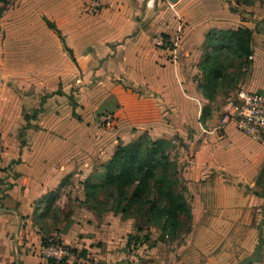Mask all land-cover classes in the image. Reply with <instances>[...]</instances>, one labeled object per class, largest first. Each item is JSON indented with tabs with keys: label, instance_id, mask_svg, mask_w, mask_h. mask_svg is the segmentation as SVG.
Wrapping results in <instances>:
<instances>
[{
	"label": "crops",
	"instance_id": "obj_1",
	"mask_svg": "<svg viewBox=\"0 0 264 264\" xmlns=\"http://www.w3.org/2000/svg\"><path fill=\"white\" fill-rule=\"evenodd\" d=\"M43 1L46 11H57L52 25L67 35L82 75L75 88L80 118L66 115L72 109L64 82L75 71L61 40L16 35L4 55L13 63L0 69V264H48L39 253L48 236L76 250L65 264H143L125 247L129 219L97 216L82 202L84 182L102 171L119 141L141 135L174 140L180 154L194 156L179 171L191 219L176 253H216L197 264H238L262 240L252 264H264V197L255 190L264 143L234 122L220 127L227 100L239 91L264 94V0H97L96 11L95 0ZM65 11L73 13L66 25ZM239 27L252 32L247 74L237 91L209 101L197 88L205 36ZM35 58L46 61L39 73L53 82L54 94L42 100ZM33 110L38 114L29 116ZM109 123L113 129L104 127ZM53 199L58 221L43 215ZM150 232L160 235L156 227Z\"/></svg>",
	"mask_w": 264,
	"mask_h": 264
},
{
	"label": "trees",
	"instance_id": "obj_2",
	"mask_svg": "<svg viewBox=\"0 0 264 264\" xmlns=\"http://www.w3.org/2000/svg\"><path fill=\"white\" fill-rule=\"evenodd\" d=\"M2 1L4 0H0ZM243 1L248 2V0ZM48 24L49 28L54 30L60 38V32L55 26ZM251 36L252 32L245 27H239L236 30L213 28L206 34L202 58L198 64L201 78L197 80V88L206 99L211 101L219 91H237L247 74V66L250 63ZM66 50L75 62L71 49L66 48ZM236 63L242 71L235 67ZM27 118L28 116L25 115V119ZM168 144L175 146L171 140H152L146 135H141L127 144L119 141L109 160L103 165L102 171L95 170L84 182L83 204L100 216L106 211L113 212L103 205L107 199L113 198L114 190L118 191L119 197L128 193L122 196L125 206L113 213L120 214L123 218L129 217L132 204H142L144 207L141 209V216L149 229L156 227L163 236L173 234L177 230L180 214H183L182 216L190 222L191 209L186 193L176 194L170 186L167 189L163 188L162 184L170 172L167 168L170 160V153L167 151ZM151 180L158 199L144 195L141 201L140 194L146 191L150 194ZM257 186L264 189V167L257 177ZM100 193H103V198L100 197ZM55 197L54 194L53 198ZM53 205L54 199L49 203L43 215L44 217L52 216L53 220L58 221L60 215L56 208L53 209ZM136 228L138 230L140 225L138 224ZM49 239L61 243L48 236L42 239L41 244H46ZM67 248L71 254L77 253L75 249ZM80 254L82 255V252L78 253L79 256ZM66 259L59 262L48 259L47 262L48 264H65Z\"/></svg>",
	"mask_w": 264,
	"mask_h": 264
},
{
	"label": "rangeland",
	"instance_id": "obj_3",
	"mask_svg": "<svg viewBox=\"0 0 264 264\" xmlns=\"http://www.w3.org/2000/svg\"><path fill=\"white\" fill-rule=\"evenodd\" d=\"M46 10L47 9H45V3L43 0H4L0 2V53H2L3 55V56L0 55V69H2L3 67L9 68L13 63L12 59H10L9 57L5 58L4 55L11 51V47L13 46L12 41L16 37V35H19L23 38L27 36L30 37L39 36L48 39L53 37H58V35L55 33L54 30L52 29L50 30L47 27V25H49L48 23L52 25L57 22L56 20H53V18L50 16L57 17L58 13L57 11L55 12V10L54 12L51 10L50 11H46ZM60 16H61V21L64 22L63 24L66 25L67 22L69 23V19L73 17V13L65 11L63 13H60ZM27 32L29 33L28 35L26 34ZM61 33L62 32L60 31L61 37L58 38L63 43V48H65L66 62L70 64V66L75 71V75H73L71 79H69L68 81L64 80L66 102L67 105L71 106L72 109V113L68 111L66 112V115L69 116L70 114L73 117L80 118V115L78 114L80 110L77 108L78 104L75 102V100L77 99L75 88L77 89V84H78L76 82V79L78 80L79 78L82 77V75L81 73L77 72V68H78L77 62L72 61L69 52L66 50V48H68V44L66 43L67 35L64 34L62 35ZM34 47L40 48V45L35 44ZM35 56H39V55L35 54ZM46 64H47L46 61L42 59L35 58L33 61V65L35 69L39 68V70L37 69L35 70V75L33 77L36 85L35 87L37 89L40 88V86L37 87L38 85H42V84L44 85L42 87L44 88V91L42 93H45V96L42 97L40 96L41 94H37L40 100L45 99L48 96L51 97L54 94V92L50 91L52 86L49 87V84H53V82L52 83L47 82L51 80V78H44V76L43 75L41 76V74L39 73L41 72L40 70L41 68L47 66ZM236 64L237 65L235 67L241 69L242 71V68H239L238 63ZM2 79L4 80L5 78ZM6 80L3 82L7 83V81H9ZM87 81L90 82L91 79H87ZM45 89L46 91L47 89L48 90L50 89L48 92H51V94L45 92ZM61 89L62 87L59 82V87L57 91H61ZM35 98L37 97L35 96ZM39 108L40 109H38L37 111L39 112L43 111L41 107ZM74 110H76L77 112H75ZM37 111L33 110L29 114V116L38 114L36 113ZM46 123H44L39 128L45 129L43 128V126ZM104 127H109L110 129L114 128L111 123H109L108 125H104ZM19 135L20 137L18 139V142L20 145H24L25 144L24 135L22 132ZM170 145L172 144H168L167 146V151L170 153V158H169L170 160L168 161L169 165L167 168L170 170V172H168L166 181L162 185L163 188L166 189L168 188V186H170L174 191V193L176 194H179L181 192H184L185 194L186 188H185L184 180L181 178L179 171L181 170V168L183 169V167H185L184 163L186 164V159L189 157V154H187V156L185 155L184 157L182 154H180L181 147L174 149V147L177 146L173 147L174 144L172 146ZM12 161H13L12 163L15 162L14 160ZM150 184H151L150 194L149 191L140 194L139 197L141 201L142 198H144V195L146 197L149 196L158 199L157 195L155 194V189L153 188L154 185L152 180L150 181ZM255 190H256V194L264 197V189L261 186H258ZM114 191L115 192L113 198L107 199L103 207H106L116 213L118 212L119 208L125 206V201L122 200V196L127 195L128 193L124 195H121L119 193L121 195L119 197L117 195L118 191L116 190ZM99 195L100 197L103 198V193H100ZM163 205L164 204H162V206ZM143 207L144 206L142 204L140 205L133 203L132 207H130L129 210V217H125L128 218L130 222L129 223L130 227L128 226L129 232H127L124 235L125 241L127 242V246L128 245L129 246L128 247L125 246V247L126 249H129L130 252H132L134 257L138 261L140 260L141 263L143 264H159V262H154V259L158 260L160 258V261L162 262L161 264H197L199 261L200 262L204 261L203 258H201L202 256L208 258H213L215 256L216 253L205 252V253H198V255L195 254L196 256L192 255L191 259H189L190 257H187L188 254L186 250L181 251V253L179 254L176 253L175 248H180V246L182 245L184 246L185 243L184 240L186 235L185 233L189 225V221L185 219L184 216H182L183 214H180L177 230L173 234L169 233L168 236H163L160 234L156 239H154L156 237V233L153 232L151 236L150 229L143 221L144 219H142L143 217L141 216V209H143ZM138 224L140 225V228L137 230L136 227ZM197 259H202V260L197 261Z\"/></svg>",
	"mask_w": 264,
	"mask_h": 264
},
{
	"label": "built area",
	"instance_id": "obj_4",
	"mask_svg": "<svg viewBox=\"0 0 264 264\" xmlns=\"http://www.w3.org/2000/svg\"><path fill=\"white\" fill-rule=\"evenodd\" d=\"M98 6L99 2L95 0L90 7L96 11ZM157 44L163 45V42L157 41ZM249 58L251 59L250 56ZM222 110L220 127H224L229 122H234L237 130L243 135L264 143V94L239 91L235 98L225 102ZM110 120V117L106 116L102 122L108 123ZM186 163L188 165L193 164L194 156L189 155ZM39 253L44 259H51L55 262L72 255L66 246L51 239L46 244L40 245Z\"/></svg>",
	"mask_w": 264,
	"mask_h": 264
},
{
	"label": "water",
	"instance_id": "obj_5",
	"mask_svg": "<svg viewBox=\"0 0 264 264\" xmlns=\"http://www.w3.org/2000/svg\"><path fill=\"white\" fill-rule=\"evenodd\" d=\"M169 1L175 2L177 0H169ZM261 245H262V240H260L256 245L254 253L239 261L238 264H252L253 262L258 261L260 258Z\"/></svg>",
	"mask_w": 264,
	"mask_h": 264
}]
</instances>
